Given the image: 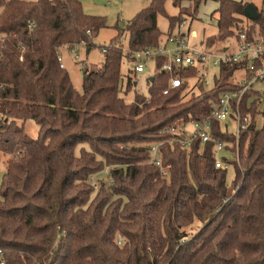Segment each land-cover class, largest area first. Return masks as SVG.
Here are the masks:
<instances>
[{
	"label": "trees",
	"instance_id": "1",
	"mask_svg": "<svg viewBox=\"0 0 264 264\" xmlns=\"http://www.w3.org/2000/svg\"><path fill=\"white\" fill-rule=\"evenodd\" d=\"M216 1L217 32L207 46L232 37L243 17L247 35L264 41V8L251 18L243 12L246 1ZM164 5L150 0L114 26L116 36L100 46L101 65L82 67L79 91L58 56L62 48L92 47L106 18L86 14L79 0H0L3 264H264V97L260 102L253 87L239 101L251 119L237 143L217 119L211 139H196L189 149L163 131L176 121L204 119L210 102L239 89L232 78L238 65L220 66L214 85L199 81L195 93L185 89L198 69L182 68V85L164 94L170 75L157 58L146 94L135 92L131 102L121 95L136 81L133 54L162 41L157 17L167 19L166 35L182 20L183 12L168 15ZM26 120L38 125L35 137L27 136ZM217 140L225 143L230 181L228 169L215 166ZM80 143L89 149L77 156ZM156 143L161 164L169 166L165 176L150 162ZM104 161L112 164L110 184L94 187L90 178ZM195 221L200 226L188 235Z\"/></svg>",
	"mask_w": 264,
	"mask_h": 264
},
{
	"label": "built area",
	"instance_id": "2",
	"mask_svg": "<svg viewBox=\"0 0 264 264\" xmlns=\"http://www.w3.org/2000/svg\"><path fill=\"white\" fill-rule=\"evenodd\" d=\"M261 3L262 8H264V0ZM246 24L244 23L242 27L235 29L234 35L220 46H207L202 41L196 47L192 44L191 39L196 38L197 33L190 29L186 19H182L177 25L174 36L168 37L165 42H161L157 47H147L133 54L132 69L135 74L147 72L149 62H153L155 68V60L162 58L160 70L170 75L169 86L163 91L164 94L182 85L183 79L178 74L182 68L196 67L198 74L195 78L204 83L207 89L214 85V79L219 75L220 66L237 64L238 68L243 71L240 78L234 80L240 84L239 89L225 91L217 101L210 102L211 112L207 117L197 121L193 119L187 122L176 121L174 124L166 126L163 131L172 135L170 142L175 141L185 149H189L191 143L196 139L202 144L208 142L211 139V121L213 119L221 122L229 119L234 120L236 130L233 132L236 139L239 132L249 125L250 114H242L239 101L246 91L253 87L256 88L257 85L260 86V88H256L260 92V102L264 97V41L259 34L249 37ZM185 27L187 31L184 30ZM75 56L77 57L76 53ZM58 61L60 67H64L61 54L58 56ZM210 66L217 67V73H213L212 77L208 73ZM0 85L2 86V84ZM150 152V162L160 167L162 176H165L169 166L164 167L161 164L160 143L151 145ZM213 152L216 167L224 169L231 167V164L224 159L228 156L224 141H215ZM1 254L2 251L0 250V256ZM3 263L1 260L0 264Z\"/></svg>",
	"mask_w": 264,
	"mask_h": 264
},
{
	"label": "rangeland",
	"instance_id": "3",
	"mask_svg": "<svg viewBox=\"0 0 264 264\" xmlns=\"http://www.w3.org/2000/svg\"><path fill=\"white\" fill-rule=\"evenodd\" d=\"M83 6V10L89 15L104 16L106 18L107 26L100 29L97 35L94 36L92 42L94 45L90 48H86L84 44L75 47L74 49L62 48L60 51L62 62L65 64V68L69 73L71 81L74 87L81 91L82 89V67L87 65L89 68H98L103 60V53L101 52L100 46L109 43L110 39L116 36L117 29L114 26L122 27L128 20H130L139 10L147 6L150 0H79ZM235 1H246L248 4H252L256 11L262 8V0H235ZM197 0H179V6L176 7L172 4V0H165V10L168 15H175L178 12H183L182 19H186L191 30L196 31L197 37L192 38L191 41L194 46H198L201 41H204L208 36L214 35L217 32L216 17L211 16L212 12L217 8L216 0H202L198 5L197 10H195ZM177 8H179L177 10ZM244 19L245 23H248L247 19ZM158 28L165 33L162 37L161 42H165L168 37L174 36L173 30L172 34L166 35L168 30L167 19L159 15L157 17ZM187 31L186 27L184 28ZM121 41L124 43V37H121ZM221 43H216L215 46H220ZM77 54V57L75 56ZM147 67V72L137 73L135 80L137 85L134 86L127 92L121 94L126 102H131L134 98L135 92L146 94L147 92V79L152 74L153 63L149 62ZM127 69V64L124 62L122 65V71L125 72ZM242 69L238 68L234 74V80H238L242 74ZM208 73L213 76V73H217V67L210 66L208 68ZM196 84L194 87L195 91H198L197 85L198 80L196 78L189 79V85ZM229 131L236 130V124L234 120L229 119L223 122ZM262 125V115H256L255 126L260 127ZM24 128L27 136L35 137L38 131V125L32 120H26L24 123ZM237 143V139H235ZM89 149L86 143H80L75 148V154L78 156L81 149ZM7 156L0 154V180L4 172V161H6ZM112 164L103 162V169L92 175L90 182L94 187H98L100 182H103L106 186L110 184V172ZM233 177V170L228 169V181ZM200 223L195 221L190 227L186 228V233L188 235L193 234L197 231Z\"/></svg>",
	"mask_w": 264,
	"mask_h": 264
},
{
	"label": "water",
	"instance_id": "4",
	"mask_svg": "<svg viewBox=\"0 0 264 264\" xmlns=\"http://www.w3.org/2000/svg\"><path fill=\"white\" fill-rule=\"evenodd\" d=\"M243 12L246 16H249L251 18H255L257 16V12L252 4H247L244 7ZM150 80H152V76L150 77Z\"/></svg>",
	"mask_w": 264,
	"mask_h": 264
},
{
	"label": "crops",
	"instance_id": "5",
	"mask_svg": "<svg viewBox=\"0 0 264 264\" xmlns=\"http://www.w3.org/2000/svg\"><path fill=\"white\" fill-rule=\"evenodd\" d=\"M202 2V1H201ZM200 2V3H201ZM177 10H178V8H177ZM163 37V36H162ZM202 42V41H201ZM224 44V43H223ZM81 44H79V45H76L75 47H77V46H80ZM88 49V48H87ZM153 63V62H152ZM64 67H65V64H64ZM153 71H154V63H153ZM153 71H152V73H153ZM150 76H152V74L150 75ZM215 77H216V75H215ZM214 77V78H215ZM193 78H195V77H192V78H190V79H193ZM234 78V77H233ZM135 84L137 85V82L135 81ZM213 85V84H212ZM196 86V84H195V82H194V84H191V85H189V79L187 80V89H186V91L188 92L189 91V93H195L196 91H195V89H194V87ZM208 87V86H207ZM256 88H260V86H255Z\"/></svg>",
	"mask_w": 264,
	"mask_h": 264
}]
</instances>
